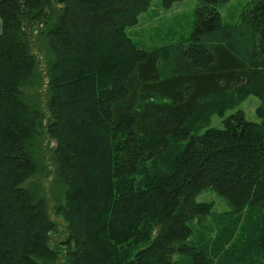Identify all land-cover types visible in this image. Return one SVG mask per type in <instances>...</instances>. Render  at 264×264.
Masks as SVG:
<instances>
[{"label":"trees","instance_id":"1","mask_svg":"<svg viewBox=\"0 0 264 264\" xmlns=\"http://www.w3.org/2000/svg\"><path fill=\"white\" fill-rule=\"evenodd\" d=\"M153 1L0 0V264H80L86 246L98 251L91 264H257L251 250L264 254V0L232 24L218 10L230 0H198L189 37L139 47L127 30ZM106 45V75L86 76ZM60 54L79 57L80 94L61 81ZM251 96L259 123L237 109ZM85 172L103 218L72 204ZM207 190L232 217L251 214L244 248L230 235L195 240L193 221L213 215L197 202Z\"/></svg>","mask_w":264,"mask_h":264},{"label":"rangeland","instance_id":"2","mask_svg":"<svg viewBox=\"0 0 264 264\" xmlns=\"http://www.w3.org/2000/svg\"><path fill=\"white\" fill-rule=\"evenodd\" d=\"M251 1L252 0H230L226 4L219 6L218 10L222 22L224 24H232L238 21L241 18L243 10ZM198 6V0H183L167 9L163 5V0H154L147 13L140 17L138 25L127 30V32L139 47L177 43L190 36L194 26L195 11ZM111 50L110 45H106L102 52L92 55V63L89 67L90 69L88 68L86 71V76L96 71H100L102 75H106L108 65L105 61L109 58L110 61L113 59ZM60 56L64 60V66L60 71L61 81L68 82V80L71 79L72 84L77 87L74 88L73 92L75 94H80L78 84H81L82 90L84 85L82 84L79 74L74 71L78 66L76 60H78L79 57L70 58L68 54H60ZM70 70H73L72 76L67 75V72ZM259 105L260 100L257 97L251 96L237 109L245 113L248 121L259 123L260 120L256 115V109ZM234 111L235 110L228 112L226 116L234 113ZM210 121L211 127H224L223 118L214 116ZM201 125H203V123ZM201 125L197 126L198 133H203L205 131ZM64 148L68 149V145H64ZM93 178L94 176L85 172L74 179L73 183L77 195L74 200L72 199V204L76 209H82L83 212H87L93 217L99 216L103 218L105 217V208L96 200L97 197L88 193V189H92ZM43 187L46 189L47 196H49L52 202L54 191L52 190L51 181L45 182ZM197 202L213 204V215L206 218H198L193 221L192 226L194 228L195 240L201 241L204 244L203 246L206 245L211 247L217 238L221 239L225 235H230V240L231 242L233 240V244L237 246V249L244 248V245L241 244L243 240L240 236V226L244 224V221H246L251 214L248 215V212H245L243 215L236 216V218L232 217L229 213L230 207L228 202L212 190H207L200 194L197 197ZM257 218V212H254L253 219L257 220ZM237 221L239 226L235 228L236 223L234 222ZM83 225L89 227L88 224L84 222ZM230 228L233 229V231L230 230ZM95 235L90 236L94 241L96 239ZM251 252L252 260H255L257 264H264V254L261 251L252 249ZM97 256V249L86 246L80 264H91V261L97 260ZM179 258V255H177L176 259Z\"/></svg>","mask_w":264,"mask_h":264}]
</instances>
